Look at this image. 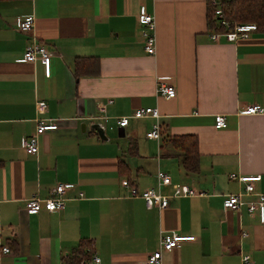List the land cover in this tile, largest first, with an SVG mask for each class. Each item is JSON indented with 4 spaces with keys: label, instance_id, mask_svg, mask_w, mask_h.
<instances>
[{
    "label": "crops",
    "instance_id": "obj_1",
    "mask_svg": "<svg viewBox=\"0 0 264 264\" xmlns=\"http://www.w3.org/2000/svg\"><path fill=\"white\" fill-rule=\"evenodd\" d=\"M208 6V0H0V264H63L84 242L85 262L99 259L89 264H135L158 249L160 233L170 232L195 240L164 252L161 264H241V255L264 264V224L245 207H223L244 187L231 176H261L255 187L264 193V113L239 114L246 106L264 109V34L215 42ZM141 9L155 19L151 56L140 37ZM25 16L34 18L28 34L16 28ZM32 40L51 54L50 78L40 61H21ZM78 58L98 65L81 64L77 74ZM158 79L174 86L175 98L155 94ZM101 106L109 117L100 126L107 141L90 129L100 123L92 118ZM140 108L159 111V141L145 138L150 119L131 120L123 138L114 135L116 120ZM215 115L224 117V129H215ZM39 119L58 121V129L38 138L36 156L27 155L22 140ZM183 136L197 139L194 174L182 169L181 153L169 142ZM158 172L205 195L147 209L122 186L127 179L139 191L155 188ZM58 184L73 186L64 210L27 214L28 198H47Z\"/></svg>",
    "mask_w": 264,
    "mask_h": 264
},
{
    "label": "built area",
    "instance_id": "obj_2",
    "mask_svg": "<svg viewBox=\"0 0 264 264\" xmlns=\"http://www.w3.org/2000/svg\"><path fill=\"white\" fill-rule=\"evenodd\" d=\"M208 5L212 8L214 19L217 23L225 28V31L221 33H213L211 39L218 42L221 38L226 42L235 43L239 39H246L250 34L257 32V25L255 24H242L234 27L228 26V22L224 20L222 10L220 7V0H208ZM137 22L140 27V37L144 46V51L147 55H154L156 47L155 38V19L152 15L146 13L144 9H141L137 15ZM34 24V18L32 16H25L16 20V28L20 33L28 34L31 32ZM22 62L36 63L40 61L43 66L44 76L46 78L51 77V54L48 52L46 46L43 43H39L36 40H32L23 51ZM155 94L165 100H171L176 96V90L174 86L158 79ZM107 104H112L109 100ZM38 108H44V102L37 103ZM264 109L259 105L246 106L239 111L240 115L252 116L263 114ZM160 113L157 109L152 108H140L135 110L131 115L121 117L116 120L117 128L125 129L131 120L150 119L153 121L151 128L145 134V138L148 140L159 141L161 137V125L159 123ZM95 121H99V125L102 124L106 127L109 121L107 116L106 106H101L99 109V115L92 118ZM226 122L223 116H214L215 129H224ZM58 129V121L51 119H39L37 120L35 132L22 140V148L27 155L36 156L38 154V138L47 131H55ZM112 130L111 127H109ZM238 182L244 185L243 190L237 194L227 195L223 201V207L227 211H239L240 208L245 207L246 212L252 217H258L259 222L264 224V193L256 190L255 184L262 181L261 176L255 177H235ZM122 186L128 190V193L132 197H138L145 203L147 209L156 208L163 210L168 206V200L170 198H190L201 197L205 193L195 189L191 185L174 184L168 174L158 172L156 174V186L155 188L145 189L139 191L136 186L132 185L127 179L122 181ZM72 185L58 184L53 187L48 194L47 198L41 199L38 195H33L26 201V212L29 215L38 214L42 210L53 213L59 212L65 209L66 193L71 189ZM169 189L168 194L163 192V189ZM79 198H82V194H79ZM246 233H241V237L246 238ZM195 237L181 236L177 233H160L158 237V249L150 254L147 259L140 263L135 264H161L162 255L164 252H169L179 246L183 242L194 241ZM2 253L8 254V248H3ZM93 263H99L97 257L91 259ZM90 261V262H91ZM90 262H84L82 264H89ZM241 264H255L252 257L248 255H241Z\"/></svg>",
    "mask_w": 264,
    "mask_h": 264
},
{
    "label": "trees",
    "instance_id": "obj_3",
    "mask_svg": "<svg viewBox=\"0 0 264 264\" xmlns=\"http://www.w3.org/2000/svg\"><path fill=\"white\" fill-rule=\"evenodd\" d=\"M220 7L224 20L228 22V26L255 24L257 25V32L264 34V0H220ZM212 12V8L208 6V28L216 33L225 31V28L221 27L214 19ZM85 63H91L94 69L98 65L97 60L95 61L92 58H78L75 61L77 74L82 72L80 67L81 64L84 65ZM94 73L95 70L90 71V74ZM79 76L77 75V78ZM169 142L175 150L181 153L180 166L182 169L189 174L196 173L198 171L197 139L192 136L171 137ZM88 246V243H79L71 254L63 259V264H82L87 261L89 258L84 253V250Z\"/></svg>",
    "mask_w": 264,
    "mask_h": 264
},
{
    "label": "water",
    "instance_id": "obj_4",
    "mask_svg": "<svg viewBox=\"0 0 264 264\" xmlns=\"http://www.w3.org/2000/svg\"><path fill=\"white\" fill-rule=\"evenodd\" d=\"M83 126L84 125H82L81 127L83 128ZM90 129L92 131H94L102 141H107V136H106L105 130L102 127H100V125L93 124L90 127ZM124 136H125V134H124L123 128H118L117 129V137L118 138H123Z\"/></svg>",
    "mask_w": 264,
    "mask_h": 264
},
{
    "label": "rangeland",
    "instance_id": "obj_5",
    "mask_svg": "<svg viewBox=\"0 0 264 264\" xmlns=\"http://www.w3.org/2000/svg\"><path fill=\"white\" fill-rule=\"evenodd\" d=\"M105 131H106V130H105ZM107 133H108L109 136H110V131H109V132L107 131ZM112 134H113V133H112ZM114 135L117 136L116 131H115Z\"/></svg>",
    "mask_w": 264,
    "mask_h": 264
}]
</instances>
